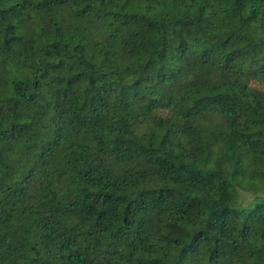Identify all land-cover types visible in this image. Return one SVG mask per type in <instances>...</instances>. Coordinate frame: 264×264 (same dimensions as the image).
<instances>
[{
  "label": "trees",
  "instance_id": "trees-1",
  "mask_svg": "<svg viewBox=\"0 0 264 264\" xmlns=\"http://www.w3.org/2000/svg\"><path fill=\"white\" fill-rule=\"evenodd\" d=\"M0 264H264V0H0Z\"/></svg>",
  "mask_w": 264,
  "mask_h": 264
}]
</instances>
